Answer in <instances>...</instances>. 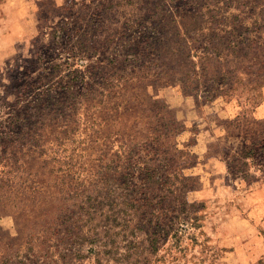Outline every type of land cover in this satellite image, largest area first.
<instances>
[{"label": "rangeland", "instance_id": "obj_1", "mask_svg": "<svg viewBox=\"0 0 264 264\" xmlns=\"http://www.w3.org/2000/svg\"><path fill=\"white\" fill-rule=\"evenodd\" d=\"M34 7L0 66V264H264V0Z\"/></svg>", "mask_w": 264, "mask_h": 264}, {"label": "crops", "instance_id": "obj_2", "mask_svg": "<svg viewBox=\"0 0 264 264\" xmlns=\"http://www.w3.org/2000/svg\"><path fill=\"white\" fill-rule=\"evenodd\" d=\"M40 1L0 0V66L13 53L16 43L33 33L39 11L34 5Z\"/></svg>", "mask_w": 264, "mask_h": 264}, {"label": "trees", "instance_id": "obj_3", "mask_svg": "<svg viewBox=\"0 0 264 264\" xmlns=\"http://www.w3.org/2000/svg\"><path fill=\"white\" fill-rule=\"evenodd\" d=\"M28 106H33V103H31ZM8 122L9 123H13V122H15V123L16 122L22 123L23 122V119L20 116H17L16 120L8 119ZM260 129H262V132H261V135L260 136L264 140V127H260ZM258 152H261L263 161L258 166H256V170L264 171V142H262L260 148L258 149ZM256 154H257V152H254L253 151V148H247L245 146L244 149H243V151L239 154V156L244 160L243 162H241L242 165H247L248 159L254 160ZM246 176H247V174L244 173V175H242V178H244Z\"/></svg>", "mask_w": 264, "mask_h": 264}]
</instances>
